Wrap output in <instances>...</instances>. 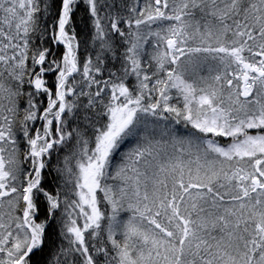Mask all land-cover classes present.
<instances>
[{"label": "trees", "instance_id": "trees-1", "mask_svg": "<svg viewBox=\"0 0 264 264\" xmlns=\"http://www.w3.org/2000/svg\"><path fill=\"white\" fill-rule=\"evenodd\" d=\"M63 5L0 0V264H16L28 248L23 197L38 180L28 223L39 247L21 264H115L123 254L135 264H264V156L216 153L223 140L195 129L175 88L183 75L207 99L209 109L194 120L210 110L264 116V69L251 99L233 78L264 65V0ZM62 20L77 70L60 89L57 127L53 99L69 68L67 49L55 42ZM170 40L184 54H169ZM183 57L201 62L197 73L211 71L206 82L183 71L190 67L177 63ZM127 95L137 102V123L107 154L99 141L110 108ZM58 134L61 142L41 154L39 175L30 150ZM89 164L97 181L85 196Z\"/></svg>", "mask_w": 264, "mask_h": 264}, {"label": "rangeland", "instance_id": "rangeland-1", "mask_svg": "<svg viewBox=\"0 0 264 264\" xmlns=\"http://www.w3.org/2000/svg\"><path fill=\"white\" fill-rule=\"evenodd\" d=\"M152 24H158V23L154 20L148 25L153 26ZM173 42L174 40L168 41V46L170 49L169 54H172V56L175 57L176 55H178L180 51L182 52V47L180 45L178 46V43H175L176 41L174 42L175 44ZM178 48H179V52L177 50ZM67 54H69V51L67 52ZM182 54L184 53L182 52ZM67 61L69 64V68L66 71V73L68 74L62 76V83H65V79L69 76L70 72H72L71 66L74 65L72 56L70 60V56L68 55ZM185 61H186V65L190 64V67L183 68V71L187 70V72H190L191 76L192 75L203 76L201 79H198V81L200 83H203L204 81L206 82V77L209 75L211 71L208 70L206 72L205 69L206 73H204V75L197 73L200 72V70H203L202 68H200V66H202L201 62L199 61L194 64L192 60L188 62V59L186 57H183L181 60L177 61V63L181 64L184 63ZM133 63L134 64L136 63V59ZM225 64L227 65V61H225ZM217 66L219 67V65ZM257 67L258 66H254L253 70H255V68ZM214 69H216L215 66ZM263 69H264V65H262L261 69L257 68L256 71H262ZM140 72L142 74L146 73L144 69H142V71ZM246 75L248 76L249 74L246 73ZM178 78H179L178 80L176 79L175 88L179 89L181 95H183L186 98V101L184 103V108L187 110V112L192 108V114H190V117L193 119L192 125L194 124L195 129H198L201 132L208 134L211 137H220L223 140V143H221L222 146L214 144L215 145L214 150L216 153L221 154L222 156H230V157L235 156L239 158L252 157L257 154L259 156H264V134L261 136L256 133L257 129L264 128L263 115H259V113L257 112L256 113L252 112L254 114L252 115L250 114L248 117L240 116L241 117L240 118L237 117L235 114H233L234 116H231L230 118L228 117L225 118L224 116H220L219 114L212 112L210 110L208 115L197 116V119L194 120V117L196 116L197 113L203 112L204 109L206 110L209 109L206 105L207 99L205 97L197 98L194 94L195 92L193 90L192 82H187L183 75H180V77ZM260 78H262V75L260 76ZM259 83L261 84V82ZM244 87L247 91V87H250V83L248 84V81L247 83L245 82ZM53 100H54L53 104L57 105V111L55 110V115L58 113L57 116L55 117L56 119L60 117L61 112H63L61 111V107L63 109V106H61V104H64L65 107L64 93L62 91L59 92L58 94L56 93ZM137 108H138L137 102L131 100V98L128 95H127V103H124L120 106L116 105L115 102L112 103V106L110 108L111 110L108 116V128L101 136L99 141L101 142V148L105 150V153L108 154L112 152L114 148V143L116 142L115 141L116 138L119 135L126 132L128 128H133L134 125L137 123V122L134 123L135 121L132 120L134 113L137 111ZM249 132H251L252 134ZM56 141L58 143L61 142L60 135L59 137H57V140H54V142ZM95 167H96L95 165L89 164L85 169V174H84L85 180L82 181V189L83 191H85V196H86L87 188H91L90 190L95 188L94 184L97 181ZM85 198L86 197H83L84 200ZM27 218L29 219L30 215H28ZM135 231L137 230L135 229ZM155 255H156V250H154V253L153 252L148 253L150 259H154ZM137 261L139 260L137 259L135 261H131L127 256L123 254V256L119 255V257L117 258V262H115V264H135ZM140 263L143 264V259L140 260Z\"/></svg>", "mask_w": 264, "mask_h": 264}, {"label": "flooded vegetation", "instance_id": "flooded-vegetation-1", "mask_svg": "<svg viewBox=\"0 0 264 264\" xmlns=\"http://www.w3.org/2000/svg\"><path fill=\"white\" fill-rule=\"evenodd\" d=\"M253 69L254 68H251L249 66L247 67V69H245L243 74L241 75L238 74V75L233 76L234 80L239 81V90H240V93H241L240 96L242 99H249V98L251 99V97L257 92L259 88V81L257 79L258 77L261 76V74L254 72ZM246 73L249 75L247 76ZM247 81H248V84L250 83V87H247V91H246L244 87V83L245 82L247 83ZM243 92H246L247 95L243 96Z\"/></svg>", "mask_w": 264, "mask_h": 264}, {"label": "water", "instance_id": "water-1", "mask_svg": "<svg viewBox=\"0 0 264 264\" xmlns=\"http://www.w3.org/2000/svg\"><path fill=\"white\" fill-rule=\"evenodd\" d=\"M65 2H66V0H65ZM63 7H65V5L63 6ZM62 31H63V24L61 25V30H60V33H59V35L57 36V39H59L60 37H61V33H62ZM69 48V47H68ZM69 56H70V60H71V51L69 50ZM72 69H73V71H75V68H74V66H72ZM70 75V74H69ZM35 157H37V155L35 156ZM33 189V188H32ZM30 190L31 189H29L28 191H27V193H26V195H25V197H24V203H25V213H24V217H23V221H24V223H25V227L29 230V232H30V234H31V231H30V229H29V227L27 226V224H26V219H27V217H28V215H29V212H30V206H29V201H28V196H29V192H30ZM32 244H33V235L31 234V242H30V245H29V250H27L26 252H25V254L22 256V258L16 263V264H20V262H21V260L23 259V258H25L31 251H32Z\"/></svg>", "mask_w": 264, "mask_h": 264}]
</instances>
